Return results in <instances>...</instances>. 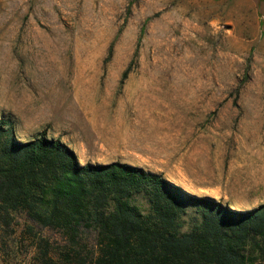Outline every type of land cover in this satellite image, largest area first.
I'll return each instance as SVG.
<instances>
[{
	"label": "rangeland",
	"instance_id": "obj_1",
	"mask_svg": "<svg viewBox=\"0 0 264 264\" xmlns=\"http://www.w3.org/2000/svg\"><path fill=\"white\" fill-rule=\"evenodd\" d=\"M0 119L20 141L45 132L79 164H127L256 209L264 0H0ZM25 223L0 233V264H35Z\"/></svg>",
	"mask_w": 264,
	"mask_h": 264
},
{
	"label": "trees",
	"instance_id": "obj_2",
	"mask_svg": "<svg viewBox=\"0 0 264 264\" xmlns=\"http://www.w3.org/2000/svg\"><path fill=\"white\" fill-rule=\"evenodd\" d=\"M10 125L0 119V233L24 219L35 264H264V203L231 210L138 167L79 164L45 132L20 141Z\"/></svg>",
	"mask_w": 264,
	"mask_h": 264
},
{
	"label": "crops",
	"instance_id": "obj_3",
	"mask_svg": "<svg viewBox=\"0 0 264 264\" xmlns=\"http://www.w3.org/2000/svg\"><path fill=\"white\" fill-rule=\"evenodd\" d=\"M235 205H236V203H235Z\"/></svg>",
	"mask_w": 264,
	"mask_h": 264
}]
</instances>
